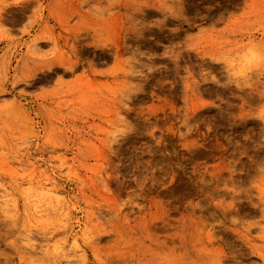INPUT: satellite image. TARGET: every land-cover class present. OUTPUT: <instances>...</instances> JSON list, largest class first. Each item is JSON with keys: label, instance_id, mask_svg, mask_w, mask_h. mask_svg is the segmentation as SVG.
<instances>
[{"label": "rangeland", "instance_id": "obj_1", "mask_svg": "<svg viewBox=\"0 0 264 264\" xmlns=\"http://www.w3.org/2000/svg\"><path fill=\"white\" fill-rule=\"evenodd\" d=\"M0 264H264V0H0Z\"/></svg>", "mask_w": 264, "mask_h": 264}, {"label": "bare ground", "instance_id": "obj_2", "mask_svg": "<svg viewBox=\"0 0 264 264\" xmlns=\"http://www.w3.org/2000/svg\"><path fill=\"white\" fill-rule=\"evenodd\" d=\"M136 26H137V25H136ZM137 29H138V28H137ZM138 30H139V29H138ZM136 31H137V30H136ZM140 31H141V29H140ZM140 31H139V32H140ZM140 33H141V32H140ZM118 47H119V46H118ZM120 52H121V51H120ZM202 150H203V149H202ZM207 152H208V151H207ZM180 182H181V181H180ZM50 184H51V182H50ZM52 184H54V183H52ZM51 188H52V187H51ZM51 188H50V189H51ZM52 189H53V188H52ZM58 189H59V188H58ZM58 189H57V191H58ZM170 189H171V188H170ZM179 189H180V188H179ZM51 191H52V190H51ZM54 191L56 192V189H55ZM172 191H173V190H172ZM174 191H175V190H174ZM176 191H177V190H176ZM164 192H165V191H164ZM167 193H168V192H167ZM166 195H167V194H166ZM156 228H157V227H156Z\"/></svg>", "mask_w": 264, "mask_h": 264}]
</instances>
